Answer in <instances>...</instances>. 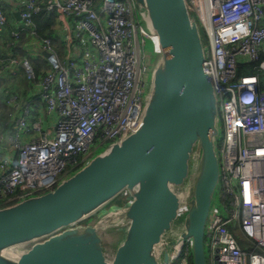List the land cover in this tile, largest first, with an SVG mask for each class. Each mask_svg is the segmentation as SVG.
Here are the masks:
<instances>
[{
  "label": "built area",
  "instance_id": "2783aa9c",
  "mask_svg": "<svg viewBox=\"0 0 264 264\" xmlns=\"http://www.w3.org/2000/svg\"><path fill=\"white\" fill-rule=\"evenodd\" d=\"M9 1L20 23L9 31L11 53L0 54V77L19 66L33 80L31 56L42 55L48 67L34 86L44 115L24 107L11 116L14 131L0 132V203L5 205L53 189L98 147L135 131L148 84L145 39L159 51L133 0H47L43 9L61 22L62 58L51 38L36 34L32 17L42 8L39 0ZM185 3L206 40L204 70L217 94L222 128L217 145L225 213L211 211L205 245L211 264H264V89L257 75L236 71L239 61L255 62L264 71V0ZM6 23L0 0V31ZM23 35L28 54L19 56L13 50ZM0 97L8 108L19 105V94L10 88H1ZM8 146L14 160L3 156ZM169 264H192L188 240Z\"/></svg>",
  "mask_w": 264,
  "mask_h": 264
},
{
  "label": "water",
  "instance_id": "95a60500",
  "mask_svg": "<svg viewBox=\"0 0 264 264\" xmlns=\"http://www.w3.org/2000/svg\"><path fill=\"white\" fill-rule=\"evenodd\" d=\"M133 1L159 50L140 126L53 189L0 206V264H169L185 240L207 264L220 120L206 40L185 0Z\"/></svg>",
  "mask_w": 264,
  "mask_h": 264
},
{
  "label": "crops",
  "instance_id": "0c3cea01",
  "mask_svg": "<svg viewBox=\"0 0 264 264\" xmlns=\"http://www.w3.org/2000/svg\"><path fill=\"white\" fill-rule=\"evenodd\" d=\"M2 6L5 11L7 17L6 27L0 31V54H7L11 53L10 48L7 47L8 39H9V31L12 29L13 26H16L20 23V18L18 14V9L14 4H12L9 0H1ZM42 8H44L47 0H39ZM61 22L57 20L55 15L52 28L55 34L58 36L57 39L62 41V50H63V39L61 35ZM27 41L23 42V44H19L16 48H14L13 53H16L19 56L27 55V48H26ZM44 59L42 55H36ZM34 56V57H36ZM30 58V57H28ZM32 58V56H31ZM45 60V59H44ZM36 81L31 80L27 77V74L24 69L19 66H10L9 68L5 69L0 77V89L1 88H10L14 92L18 93L20 96L19 105L16 108H8L3 98L0 97V132L5 133L8 131H14L12 126L11 116H17L21 113L22 109L27 106H32V114H40L44 115L43 109L44 104L42 101L39 100L38 92L34 89ZM55 116H51L52 122ZM30 135H26L25 139L28 138ZM13 153V154H12ZM3 156L14 160L16 158L15 153L11 148L8 146L6 150L3 152Z\"/></svg>",
  "mask_w": 264,
  "mask_h": 264
},
{
  "label": "trees",
  "instance_id": "16d2710c",
  "mask_svg": "<svg viewBox=\"0 0 264 264\" xmlns=\"http://www.w3.org/2000/svg\"><path fill=\"white\" fill-rule=\"evenodd\" d=\"M2 3V1H1ZM33 22L36 26V34L39 38H46L49 37L52 39V46L55 49L57 55L59 58H62L63 56V50H62V41H60L58 38V36L55 34L52 25H53V21L55 18V14L54 13H48L45 9L41 8L33 17ZM11 30V29H10ZM27 40V38L25 37V35L22 36L19 44H23V42H25ZM18 44V46H19ZM29 63L33 68L34 74H35V78L34 81H38V79L41 77V75L44 73V70L47 69L48 65L46 63V61L39 57H30L29 58ZM255 62H245V61H239L236 64V71H237V75H245V74H254L257 75L259 78V86L260 88L264 89V82L262 81L260 74H261V70H259L256 67ZM123 203H125V199L121 198L120 196H117L113 201L112 204L114 206H118V205H122ZM3 204L5 205L6 203H0V206H3ZM236 239L238 240V242L241 244V246L244 249L249 250L250 247L248 245V243L243 239V237L236 235ZM192 263V261H191Z\"/></svg>",
  "mask_w": 264,
  "mask_h": 264
},
{
  "label": "rangeland",
  "instance_id": "374dc122",
  "mask_svg": "<svg viewBox=\"0 0 264 264\" xmlns=\"http://www.w3.org/2000/svg\"><path fill=\"white\" fill-rule=\"evenodd\" d=\"M144 53H145V55H144V62L147 64V69L148 68H151L152 69V67H154V65L156 63V58H155L156 55L153 52L152 43H151L150 39H148V38L145 39ZM145 76L148 79L151 78V74L149 72H147L144 75V77ZM260 77H261L262 81L264 82V71L261 72ZM221 134H222V128H221V123L219 122V125H218V134H217L218 139L221 137ZM105 145H102V146L98 147L94 151V155L102 152L104 150V148H105ZM91 148H93V146H91ZM212 203L216 204V206L214 208H217L223 214L225 213L224 210H223V208H222V204H221V201H220V198H219V187L216 188V191H215L214 196H213ZM96 215H99V213L96 214ZM107 228H112V227H109V223L104 222V224L99 227V230L100 231H103L105 229L107 230ZM115 232H116L115 230L114 231H111V232H107V234H108V236H109V238L111 240H114V234H115ZM234 235H235V237H236V235L239 236V233L237 231H235L234 232ZM105 247H106V249H108V246L107 245ZM205 251H206V261H207V264H211V261H212L211 250L207 246H205Z\"/></svg>",
  "mask_w": 264,
  "mask_h": 264
},
{
  "label": "bare ground",
  "instance_id": "6f19581e",
  "mask_svg": "<svg viewBox=\"0 0 264 264\" xmlns=\"http://www.w3.org/2000/svg\"><path fill=\"white\" fill-rule=\"evenodd\" d=\"M8 249H11V248H8ZM16 251H18V248L15 249ZM9 251V250H8ZM11 251H9L8 253H10ZM12 253V252H11Z\"/></svg>",
  "mask_w": 264,
  "mask_h": 264
}]
</instances>
